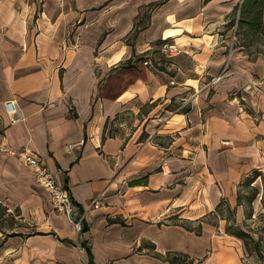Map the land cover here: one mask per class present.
<instances>
[{
  "label": "crops",
  "instance_id": "1",
  "mask_svg": "<svg viewBox=\"0 0 264 264\" xmlns=\"http://www.w3.org/2000/svg\"><path fill=\"white\" fill-rule=\"evenodd\" d=\"M159 1L0 0V201L24 220L50 210L35 171L3 149L26 147L84 208L89 230L77 239L97 264H179L154 256L169 251L195 264H252L225 219L204 222L200 235L173 221L194 225L222 198L241 211L238 185L264 172V57L236 43L242 0H166L130 38ZM167 40L181 53L168 56ZM8 101L21 120L11 122ZM37 224L0 231V264L45 257L42 242L57 233ZM74 249L63 257L88 258Z\"/></svg>",
  "mask_w": 264,
  "mask_h": 264
},
{
  "label": "trees",
  "instance_id": "2",
  "mask_svg": "<svg viewBox=\"0 0 264 264\" xmlns=\"http://www.w3.org/2000/svg\"><path fill=\"white\" fill-rule=\"evenodd\" d=\"M165 1L166 0H162L153 3L146 8L144 16H139L137 21L135 22L134 29L130 35V38L136 36L140 31L149 26L150 12ZM233 22L235 23L237 45L243 47L250 55H253L254 57H264V0H242L241 3L236 6L233 12ZM157 103L158 101L155 102V104ZM177 107L178 104L174 101L170 102V104L167 106V108L169 109H176ZM183 110L184 112H188L190 108L186 106ZM105 139L106 136L104 135V140ZM154 140H156L157 142V137H155ZM158 144H161V142H159ZM258 177H262V172L258 169H255L240 182L237 191L238 206L244 204V195L241 190L244 187H251L252 189V194L249 197V203L250 205L252 204L253 200L258 195V189L252 184L258 179ZM145 178H147V176L139 180H132L130 181V184H137L138 182H142ZM75 204L78 207L80 216L83 215L84 208L77 203ZM236 211L237 206L232 207L226 198H222L216 209L211 213L205 215L203 218H200L196 224L193 225V221H173V224L183 226L187 230L193 231L196 234L200 235L202 234L204 222H213V219L215 220L218 218L226 219L228 221L226 225V232L230 235L241 238L244 241L246 250L249 249L250 251H255L259 257L264 258V255L261 251L260 241L253 239V237L248 232L239 227H236L235 224L231 222V220L235 217ZM225 212L228 213L227 216L224 214ZM23 220L24 216L22 215V212L19 208L12 211L8 206L0 201V231L3 232L5 236L23 235L24 233L19 231V228L23 226ZM229 220L231 223L229 222ZM213 223L217 224V220H215V222ZM88 230L89 225L83 217L81 219V230L79 233L81 234L87 232ZM251 242L253 243V245H251ZM2 244L3 240L0 239V249L2 247ZM80 244L83 248L86 249L88 253V263L97 264L92 247L88 243V241H82ZM148 245L152 250H154L155 245L153 243H148ZM154 256L164 261H169L170 263L195 264V260L189 254L182 252L169 251L166 254L154 252Z\"/></svg>",
  "mask_w": 264,
  "mask_h": 264
},
{
  "label": "rangeland",
  "instance_id": "3",
  "mask_svg": "<svg viewBox=\"0 0 264 264\" xmlns=\"http://www.w3.org/2000/svg\"><path fill=\"white\" fill-rule=\"evenodd\" d=\"M258 189V195L249 203V197L252 194L251 187L242 188L244 195V204L241 206V211L238 209L235 217L231 220L236 227L248 232L253 239L260 241L261 251L264 255V172L262 177L252 184ZM238 191V190H237ZM48 203L50 210L46 211L42 218L28 216L22 221L23 226L19 229L26 232L37 230L38 221L39 227L45 232H56L57 236H53L51 240L46 239L42 244L44 245L45 257H25V264H88L87 257H63L75 251L84 253V248L80 245L78 234V221L81 216L79 213H74L73 217L67 211L61 210L56 206L53 195L49 192ZM225 208V207H224ZM226 216L227 212L224 213ZM219 219V218H218ZM218 219H215L218 221ZM213 219L212 221L215 222ZM226 220V219H225ZM230 222V220H229ZM230 222V223H231ZM228 221L226 220V225ZM73 237V240H64V237ZM94 241V239H92ZM251 245L253 243L251 242ZM147 249L149 247L147 246ZM151 250V248H150ZM248 250L247 257L252 264H264V258L258 256L255 251ZM116 258L108 261L107 264H115Z\"/></svg>",
  "mask_w": 264,
  "mask_h": 264
},
{
  "label": "built area",
  "instance_id": "4",
  "mask_svg": "<svg viewBox=\"0 0 264 264\" xmlns=\"http://www.w3.org/2000/svg\"><path fill=\"white\" fill-rule=\"evenodd\" d=\"M236 38V37H235ZM165 52H167L168 56H176L179 53H181V48L179 47L178 43L174 40H167L163 44ZM144 63L146 65L151 64L152 62L150 59L144 60ZM222 79V75H219L213 79V83L218 82ZM254 91H260V87L257 83H254V85L251 88ZM7 108L9 113L12 115L11 122H17L22 119L21 109L17 102L15 101H8L7 102ZM4 151H6L9 154L16 155L20 159L23 160V162L31 167L35 171V177L37 183L47 189L52 195L55 200L56 206L64 211H67L70 215H74V213H79L78 207L74 203L70 191L65 186L58 183L56 180L54 174L48 169V167L45 165L43 159L37 155L35 152H33L29 148H22V149H13L8 146L3 147ZM262 155L264 156V150L262 151ZM92 205L94 207H100L102 205V198L98 197L93 200ZM80 214V213H79ZM78 221V229L81 230V219Z\"/></svg>",
  "mask_w": 264,
  "mask_h": 264
},
{
  "label": "water",
  "instance_id": "5",
  "mask_svg": "<svg viewBox=\"0 0 264 264\" xmlns=\"http://www.w3.org/2000/svg\"><path fill=\"white\" fill-rule=\"evenodd\" d=\"M72 217V215H70Z\"/></svg>",
  "mask_w": 264,
  "mask_h": 264
}]
</instances>
